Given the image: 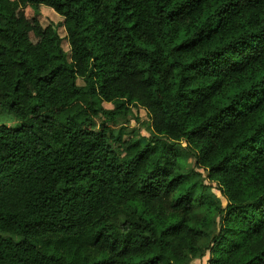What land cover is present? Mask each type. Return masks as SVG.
Instances as JSON below:
<instances>
[{"label":"trees","instance_id":"obj_1","mask_svg":"<svg viewBox=\"0 0 264 264\" xmlns=\"http://www.w3.org/2000/svg\"><path fill=\"white\" fill-rule=\"evenodd\" d=\"M0 109V264H264V0H0Z\"/></svg>","mask_w":264,"mask_h":264},{"label":"rangeland","instance_id":"obj_2","mask_svg":"<svg viewBox=\"0 0 264 264\" xmlns=\"http://www.w3.org/2000/svg\"><path fill=\"white\" fill-rule=\"evenodd\" d=\"M40 10L42 12L41 17V23L42 25L51 24L54 26V28L57 30V32L62 37V46L65 50H68V43L65 38V29L61 23L62 16L58 14L55 10H53L50 6L47 5H40ZM103 105L105 107L111 108L113 106L110 102H103ZM131 113H128L125 116H119L114 122L111 123L112 129L116 132L119 130L121 126H125L126 129L124 132V136L127 134V132H131V130H135L138 134V136L141 137V139H145L146 136L150 134V122L147 115L146 110L143 107L140 106H132L131 107ZM133 113V114H132ZM18 122L17 118L13 116L10 112L0 109V124L6 123L9 125H14ZM187 165L189 167H194L199 172H202V176H204L205 182H210L205 177V171H203L202 168L195 167L193 164L194 158L191 155H188L186 158ZM212 190L217 195L220 196L221 200H223V197L220 194L219 189L215 187V183H212ZM207 258L208 254H205L204 256L194 258L190 261L188 264H207Z\"/></svg>","mask_w":264,"mask_h":264}]
</instances>
